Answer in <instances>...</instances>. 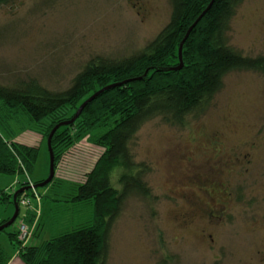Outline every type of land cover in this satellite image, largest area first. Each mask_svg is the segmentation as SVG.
I'll return each mask as SVG.
<instances>
[{
  "label": "rangeland",
  "instance_id": "374dc122",
  "mask_svg": "<svg viewBox=\"0 0 264 264\" xmlns=\"http://www.w3.org/2000/svg\"><path fill=\"white\" fill-rule=\"evenodd\" d=\"M169 17V0H13L0 6V84L35 78L47 89L64 90L88 60L138 51ZM228 39L243 56L264 55V0L241 2ZM263 74H227L204 113L184 128L154 119L137 132L130 151L147 193H133L121 204L110 229L106 264H259L264 240ZM0 113L7 116L1 108ZM9 118L10 137L0 128L8 143L35 147L38 157L30 177L0 175V190L8 194L0 200V222L14 213L13 194L44 181L50 165L51 131L44 137L23 116ZM95 135L87 133L60 147L52 179L60 185L34 189L37 197L31 189L24 191L30 205H20L15 222L0 232L8 264L17 261L19 249L7 232L17 231L19 242L17 228L26 210L36 227L27 222L30 236L25 245L19 242L20 248L91 223L92 202L69 200L72 187L86 178L102 153ZM121 174L118 169L111 175L113 187L120 188ZM219 184L224 196L208 204L207 193Z\"/></svg>",
  "mask_w": 264,
  "mask_h": 264
},
{
  "label": "trees",
  "instance_id": "16d2710c",
  "mask_svg": "<svg viewBox=\"0 0 264 264\" xmlns=\"http://www.w3.org/2000/svg\"><path fill=\"white\" fill-rule=\"evenodd\" d=\"M12 1L0 0V6ZM242 1L214 0L185 40L181 50L182 68L178 71L169 69L179 65V45L211 0H169V20L151 41L122 58H91L64 90L47 89L35 78L0 84V108L8 116L3 118L0 113V128L9 137L5 120L9 117L17 120L23 116L35 131L47 137L56 125L70 120L94 93L121 84L87 104L73 124L57 129L51 139L55 168L63 144L96 132L94 140L102 153L86 178L72 187L69 200L92 202L91 223L51 237L39 246L25 248H20L17 231L7 232L19 249L17 261L11 264H106L110 229L119 216L121 204L133 193H147L130 151L137 132L154 119L184 128L189 119L204 113L227 74L241 70L264 71V56H243L229 44V25ZM37 157V148L9 144L0 130V175L24 173L30 177ZM118 169L122 172L121 186L115 188L111 175ZM37 183L40 181L34 182ZM50 185L53 188L60 183L52 180L45 187ZM26 195L24 192L21 196ZM0 196H3L1 201H6L8 194L0 190ZM7 221L3 220L0 225ZM23 221H33L27 210ZM9 260L0 248V264H8Z\"/></svg>",
  "mask_w": 264,
  "mask_h": 264
},
{
  "label": "water",
  "instance_id": "95a60500",
  "mask_svg": "<svg viewBox=\"0 0 264 264\" xmlns=\"http://www.w3.org/2000/svg\"><path fill=\"white\" fill-rule=\"evenodd\" d=\"M214 0H211V2L209 3V5L207 6V8L200 14V16L195 20V22L190 26V28L187 30L183 40L181 41L180 45H179V49H178V61H179V65L175 68H171L169 69L170 71H178L182 68V55H181V50H182V46L185 42V40L189 37L192 29L195 27V25L199 22V20L206 14V12L210 9V7L212 6ZM121 84H114V85H110V86H107L99 91H97L96 93H94L91 97H89L85 102H83L80 107L78 108V110L75 112L74 116L68 120V121H65L63 123H60L58 125H56L50 132L48 138H47V147H48V152H49V161H50V165H49V175L48 177L40 182V183H37L35 185H33L32 187L28 186V187H24V188H21L19 189L18 191H16L13 196H12V201H13V206H14V213L12 215V217L7 221L5 222L4 224L0 225V232L3 231L4 229L10 227L14 222L15 220L17 219L18 217V214H19V206H18V203H17V197L18 195H20L21 193H23L25 190H28V189H38V188H42L44 186H46L47 184H49L52 179H53V176H54V157H53V153H52V149H51V144H50V140L53 136V134L55 133V131L61 127H65V126H69L71 124H73L76 119L80 116L82 110L84 109V107L89 104L91 101H93L96 97H98L100 94H102L103 92L109 90V89H112L114 88L115 86H120Z\"/></svg>",
  "mask_w": 264,
  "mask_h": 264
},
{
  "label": "flooded vegetation",
  "instance_id": "af4514ba",
  "mask_svg": "<svg viewBox=\"0 0 264 264\" xmlns=\"http://www.w3.org/2000/svg\"><path fill=\"white\" fill-rule=\"evenodd\" d=\"M264 56V55H263ZM264 75V74H263ZM244 158H247L248 157V155L247 156H243ZM235 160H237V159H235V158H233L232 159V161H235ZM233 165H234V162H233ZM221 184H219V185H217L216 187H214V188H212L211 189V191L209 192V193H207V195H208V197H209V199L211 200H209L210 202H208V204L210 203V204H212V203H214L213 202V199H216L217 200V198L218 199H220L221 198V196H224V195H222V194H224V193H222L221 191H224V188H223V186H220ZM217 189V190H216ZM227 194V193H226ZM212 202V203H211ZM207 204V205H208ZM219 215H221V214H219ZM213 217V216H212ZM263 222H264V220H263ZM256 226H258V225H256ZM260 227H262L263 228V230L262 231H264V223L263 224H260ZM264 239V238H263ZM258 256H259V264H264V240H263V245H262V247H261V250H259L258 251Z\"/></svg>",
  "mask_w": 264,
  "mask_h": 264
},
{
  "label": "built area",
  "instance_id": "2783aa9c",
  "mask_svg": "<svg viewBox=\"0 0 264 264\" xmlns=\"http://www.w3.org/2000/svg\"><path fill=\"white\" fill-rule=\"evenodd\" d=\"M32 187V184L30 185ZM32 190V194L34 195V197H37L35 195V191L33 188H31ZM19 205H23V206H29L30 205V200L27 197H21L19 200ZM35 222V221H34ZM36 223H32L33 228L35 227ZM18 233H19V242H21L23 245L26 244V242L28 241V234L30 236V233L27 227V223H24V221H22L19 225V227L17 228ZM27 237V238H26Z\"/></svg>",
  "mask_w": 264,
  "mask_h": 264
},
{
  "label": "crops",
  "instance_id": "0c3cea01",
  "mask_svg": "<svg viewBox=\"0 0 264 264\" xmlns=\"http://www.w3.org/2000/svg\"><path fill=\"white\" fill-rule=\"evenodd\" d=\"M2 220H4V219H2Z\"/></svg>",
  "mask_w": 264,
  "mask_h": 264
}]
</instances>
